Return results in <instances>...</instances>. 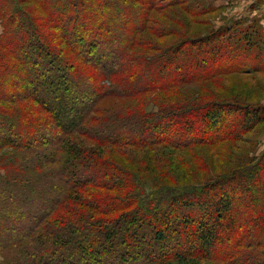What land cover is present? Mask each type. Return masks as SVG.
Masks as SVG:
<instances>
[{
  "label": "trees",
  "instance_id": "16d2710c",
  "mask_svg": "<svg viewBox=\"0 0 264 264\" xmlns=\"http://www.w3.org/2000/svg\"><path fill=\"white\" fill-rule=\"evenodd\" d=\"M30 4L0 0V264H264V104L224 85L264 71L263 22L164 47L151 12L223 6Z\"/></svg>",
  "mask_w": 264,
  "mask_h": 264
},
{
  "label": "rangeland",
  "instance_id": "374dc122",
  "mask_svg": "<svg viewBox=\"0 0 264 264\" xmlns=\"http://www.w3.org/2000/svg\"><path fill=\"white\" fill-rule=\"evenodd\" d=\"M37 0H30L31 6L36 4ZM187 1V0H185ZM206 1V0H202ZM215 6H223L222 10L216 13L208 14L203 17H192L186 15V13L180 8L173 10H166L161 13L153 11L150 13V25L153 27L162 26L165 28L166 37L164 39H157L150 35V31L145 33V38H149L159 46L166 47L172 44L179 38L198 36L210 31L212 28L218 27L223 24L225 19L235 18H255L260 19L264 25V0H209ZM262 7L260 8V4ZM159 6H165L166 3L158 2ZM172 17L173 20H172ZM2 29L0 28V33ZM252 62H249L251 64ZM228 89L234 91V93L242 94L247 100L255 104H264V71L252 75L236 74L228 77L227 82L224 83ZM264 106V105H263ZM251 135H245V139H250ZM258 147L257 154L264 150V126H260L254 136ZM216 149V148H215ZM214 149L201 148L194 150L190 153V157L197 159L208 155V153ZM244 150L241 143L238 148H234V154L240 153ZM3 151H0V156ZM189 154H185L188 156Z\"/></svg>",
  "mask_w": 264,
  "mask_h": 264
},
{
  "label": "crops",
  "instance_id": "0c3cea01",
  "mask_svg": "<svg viewBox=\"0 0 264 264\" xmlns=\"http://www.w3.org/2000/svg\"><path fill=\"white\" fill-rule=\"evenodd\" d=\"M262 7V3L260 4V8ZM261 10H263L264 11V8L262 7V9ZM262 19H264V17L262 18Z\"/></svg>",
  "mask_w": 264,
  "mask_h": 264
}]
</instances>
